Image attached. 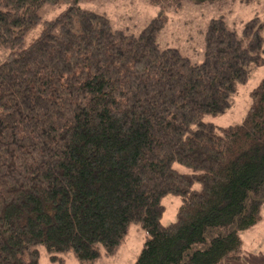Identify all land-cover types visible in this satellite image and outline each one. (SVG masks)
<instances>
[{
    "label": "trees",
    "instance_id": "trees-1",
    "mask_svg": "<svg viewBox=\"0 0 264 264\" xmlns=\"http://www.w3.org/2000/svg\"><path fill=\"white\" fill-rule=\"evenodd\" d=\"M79 2L0 0V264H40L39 244L92 263L131 222L147 232L135 264L238 259L264 206V77L241 123L204 117L264 64V18H211L195 63L160 46L163 11L136 33ZM167 194L182 198L168 225Z\"/></svg>",
    "mask_w": 264,
    "mask_h": 264
},
{
    "label": "rangeland",
    "instance_id": "rangeland-1",
    "mask_svg": "<svg viewBox=\"0 0 264 264\" xmlns=\"http://www.w3.org/2000/svg\"><path fill=\"white\" fill-rule=\"evenodd\" d=\"M79 4L87 9L105 13L114 28L128 29L138 33L159 12L163 11L167 20L160 30L158 42L161 47H177L182 54L188 56L192 62H201L204 58V33L208 22L214 17H223L230 28L241 32L243 27L252 20L264 18V0H215L211 2H195L192 0H80ZM68 4H46L40 14L43 19L54 18ZM41 25L36 26L28 40L38 36ZM8 52L0 48V62ZM264 64L256 66L250 78L238 85L237 91L231 97V105L223 114L205 115V120L214 122L219 128L235 125L243 121L250 105L251 90L263 79ZM175 166L183 172L190 168L176 163ZM194 187L199 188L200 183ZM182 198L177 194H167L162 203L165 210L161 222L170 224L177 218V211ZM147 232L139 222H131L125 237L116 251L111 254H102L92 263H83L75 257L73 252L66 251L57 254V259L50 258L47 248L39 244L40 264H135ZM242 247L240 257L231 260L228 264H264V206L262 218L254 226L240 233Z\"/></svg>",
    "mask_w": 264,
    "mask_h": 264
}]
</instances>
